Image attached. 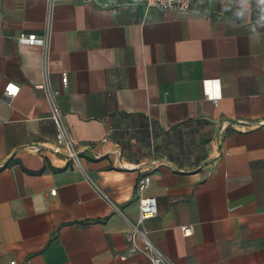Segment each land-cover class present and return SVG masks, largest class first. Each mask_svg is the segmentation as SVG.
<instances>
[{
  "label": "crops",
  "instance_id": "obj_1",
  "mask_svg": "<svg viewBox=\"0 0 264 264\" xmlns=\"http://www.w3.org/2000/svg\"><path fill=\"white\" fill-rule=\"evenodd\" d=\"M262 17L259 0H0V264H152L126 255L140 197L173 264H264ZM46 29L45 60L18 38ZM45 63L82 169L53 151Z\"/></svg>",
  "mask_w": 264,
  "mask_h": 264
},
{
  "label": "built area",
  "instance_id": "obj_2",
  "mask_svg": "<svg viewBox=\"0 0 264 264\" xmlns=\"http://www.w3.org/2000/svg\"><path fill=\"white\" fill-rule=\"evenodd\" d=\"M47 3L48 12H51L52 5L60 0H44ZM67 1V0H65ZM81 3H93L97 7L102 9H111L117 4H132L143 5L147 9L154 8L159 11H177L185 12L191 8L193 0H78ZM49 32L46 29L42 37H36L35 35L21 34L18 38V42L21 44L37 45L43 50V57L46 60L47 47H48ZM217 84V83H215ZM43 90L46 99L51 105L50 119L53 121L56 133H55V146L53 148L56 154H65L71 163L82 169L81 157L75 148V141L69 136L68 131L64 125L62 114L59 112L56 105L57 91L51 88V84L48 78V72L46 63L43 65ZM18 87L9 84L5 91V98L11 99L17 94ZM206 98L214 103L216 106L220 100V92H208L206 91ZM109 141L108 137L102 139L103 143ZM149 176H141L137 182V190L141 191L150 185ZM51 196L56 194V190H51L49 193ZM113 208L120 212L116 207ZM157 205L154 198L140 197L138 201V217L135 223L128 222L131 231L125 235V241L127 243L126 255L128 257L144 256L152 264H173L163 253H161L155 245L150 241L148 232L145 230V222L151 218L157 216ZM180 232L183 237H191L194 233L192 225H184L180 227ZM14 264V262H11ZM30 264V263H28Z\"/></svg>",
  "mask_w": 264,
  "mask_h": 264
},
{
  "label": "clouds",
  "instance_id": "obj_3",
  "mask_svg": "<svg viewBox=\"0 0 264 264\" xmlns=\"http://www.w3.org/2000/svg\"><path fill=\"white\" fill-rule=\"evenodd\" d=\"M259 3L264 5V0H259ZM262 19H264V17H262Z\"/></svg>",
  "mask_w": 264,
  "mask_h": 264
}]
</instances>
